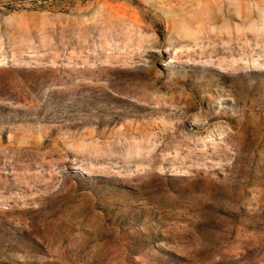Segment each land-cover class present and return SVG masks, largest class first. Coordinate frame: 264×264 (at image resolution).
<instances>
[{
	"label": "rangeland",
	"instance_id": "1",
	"mask_svg": "<svg viewBox=\"0 0 264 264\" xmlns=\"http://www.w3.org/2000/svg\"><path fill=\"white\" fill-rule=\"evenodd\" d=\"M0 264H264V0H0Z\"/></svg>",
	"mask_w": 264,
	"mask_h": 264
}]
</instances>
